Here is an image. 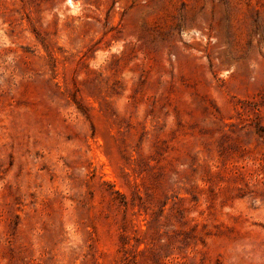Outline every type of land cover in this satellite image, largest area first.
<instances>
[{"label":"rangeland","instance_id":"rangeland-1","mask_svg":"<svg viewBox=\"0 0 264 264\" xmlns=\"http://www.w3.org/2000/svg\"><path fill=\"white\" fill-rule=\"evenodd\" d=\"M0 264H264V0H0Z\"/></svg>","mask_w":264,"mask_h":264}]
</instances>
